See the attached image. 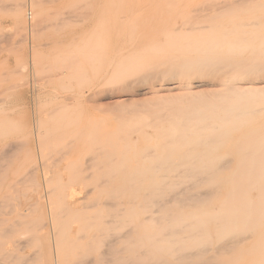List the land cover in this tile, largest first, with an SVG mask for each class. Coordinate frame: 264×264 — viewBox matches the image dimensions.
Returning <instances> with one entry per match:
<instances>
[{"label": "rangeland", "instance_id": "rangeland-1", "mask_svg": "<svg viewBox=\"0 0 264 264\" xmlns=\"http://www.w3.org/2000/svg\"><path fill=\"white\" fill-rule=\"evenodd\" d=\"M263 65L264 0H0V264H264V189L212 218L264 158Z\"/></svg>", "mask_w": 264, "mask_h": 264}, {"label": "bare ground", "instance_id": "bare-ground-1", "mask_svg": "<svg viewBox=\"0 0 264 264\" xmlns=\"http://www.w3.org/2000/svg\"><path fill=\"white\" fill-rule=\"evenodd\" d=\"M242 45V44H241ZM212 46V45H211ZM214 46V45H213ZM244 46V45H243ZM246 46V45H245ZM229 47V46H228ZM231 47V46H230ZM238 47V46H237ZM232 48V47H231ZM241 48V47H240ZM231 50V49H230ZM238 50V49H237ZM228 51V50H227ZM230 52V51H229ZM236 53V52H235ZM231 54V53H230ZM234 55H236V54H234ZM237 56V55H236ZM203 61V60H202ZM233 64H234V62H232ZM235 64H236V62H235ZM234 64V65H235ZM204 65H207V64H204ZM253 65H254V63H253ZM257 65V64H256ZM239 67V66H238ZM252 67H254V66H252ZM248 68H249V66H248ZM251 68V67H250ZM256 68V67H255ZM263 68H264V65H263ZM258 70V69H257ZM177 72V71H176ZM241 72V71H240ZM255 72V71H254ZM179 73V72H178ZM263 82V81H262ZM246 83V82H245ZM244 83V84H245ZM257 84V83H256ZM263 84V83H262ZM239 85V84H238ZM254 86H255V84H253ZM247 86V85H246ZM243 87H244V85H243ZM251 87V86H250ZM257 87V85L255 86V88ZM192 88V87H191ZM234 88V87H233ZM248 88V87H247ZM232 89V88H231ZM233 90V89H232ZM191 91V90H190ZM193 91V90H192ZM238 103V102H237ZM264 103V102H263ZM228 105V104H227ZM215 106H216V104H215ZM219 106V105H218ZM221 109V108H220ZM228 110V109H227ZM224 111V110H223ZM262 111V110H261ZM225 115H227V114H225ZM228 115H229V113H228ZM219 116V115H218ZM231 116V115H230ZM252 116H253V114H252ZM226 117V116H225ZM220 118V117H219ZM233 118V117H232ZM225 120V119H224ZM236 120V119H235ZM238 120V119H237ZM240 125V124H239ZM177 129H179V128H177ZM203 129H204V127H203ZM180 131V130H179ZM215 131V130H214ZM217 132V131H216ZM220 135V134H219ZM222 136V135H221ZM181 137V136H180ZM226 139V138H225ZM223 140V139H222ZM228 144V143H227ZM242 151V150H241ZM250 151V150H249ZM256 151V150H255ZM235 159V158H234ZM264 158H252V159H246V161H248V162H253V164L251 165H248V164H244V165H240V166H238L237 167V169L239 170L238 171V173H236L235 175H234V177H233V184H234V186L237 188V192H239V193H237L236 195H235V197H233L232 198V195H224L223 196V204L225 205V207H224V210L222 211V213L220 214V215H218V216H214V215H212V218H214L216 221V226H217V231H218V236H219V238L221 239V240H225V239H223V238H225L226 236V234H228V232H230L231 230H230V226H231V222H232V218H234L235 217V215H234V207H233V205H232V200L233 199H237V198H246L247 196H246V194H248L250 191H252L253 190V192H254V189L255 188H257L258 186H260L262 189H264V180H260L259 179V174H260V171L262 170V169H264V160H263ZM239 160V159H238ZM228 165V164H227ZM226 165V167H228ZM159 166V165H158ZM130 167V166H129ZM220 167V166H219ZM225 167V168H226ZM222 168H223V165H222ZM220 169V168H219ZM135 174V173H134ZM110 175H112V174H110ZM137 175V174H136ZM209 175H211V174H209ZM102 176V175H101ZM107 176V175H106ZM109 176V175H108ZM178 176H180V175H178ZM188 176V175H187ZM204 176H205V174H204ZM112 177V176H111ZM114 177V176H113ZM112 177V178H113ZM181 178H182V176H180ZM205 177H207V175L205 176ZM88 178V177H87ZM106 178H108V177H106ZM176 178H177V176H176ZM175 178V179H176ZM186 178H189V177H186ZM76 179H78V178H76ZM111 179V178H110ZM130 179V178H129ZM142 179H144V177L142 178ZM190 179V178H189ZM191 179H192V176H191ZM263 179V178H262ZM100 180H105V178L104 179H100L99 178V181ZM181 180V179H180ZM77 182L79 181V180H76ZM193 181V180H192ZM196 181H198V180H196ZM76 182V183H77ZM81 181H79V183H78V185H76V186H74V188L73 187H71L70 189H72L71 190V193H70V195H71V197H74L77 193H82V188L81 187H79V186H81L82 185V183H80ZM107 182V184H108V181H106ZM199 182V181H198ZM197 182V183H198ZM201 182V181H200ZM203 182V181H202ZM217 182V181H216ZM103 183V182H102ZM117 183V182H116ZM131 183H133V181L131 182ZM194 183V182H193ZM219 183V182H218ZM100 184V183H99ZM107 184H105V182H104V185L106 186ZM195 184V183H194ZM202 184V183H201ZM204 184V183H203ZM159 185H161V186H167V187H169V185H170V183H167V184H163L162 182H160L159 183ZM78 186V187H77ZM171 186V185H170ZM190 186V185H189ZM188 186V187H189ZM195 186V185H194ZM130 187H131V185H130ZM135 187V186H134ZM259 187V188H260ZM88 188V187H87ZM195 188H198V187H195ZM234 188V187H233ZM228 191V190H227ZM85 192V191H84ZM88 192H89V190H88ZM207 192V191H206ZM243 193H245V194H243ZM206 194V193H205ZM200 195H203V194H200ZM158 196V195H157ZM207 196V195H206ZM258 196V195H257ZM71 197H69V198H71ZM79 197H81V196H79ZM201 197V196H200ZM203 197V196H202ZM261 197V196H260ZM77 198V197H76ZM199 198V197H198ZM155 199V198H154ZM153 199V200H154ZM207 200V199H206ZM205 200V201H206ZM73 201V200H72ZM200 201V200H199ZM77 202V201H76ZM262 200H259V201H257L256 202V204L254 205V207L255 208H259V209H261L262 207H263V204H262ZM127 203V202H126ZM80 204V203H79ZM248 204V202L245 200V201H243V202H241L240 204H238V206H236V209L238 210V217L239 218H242L243 216H242V211H245L246 210V208H247V205ZM105 205V204H104ZM107 205V204H106ZM116 205V204H115ZM89 206V205H88ZM111 206H113L112 204H111ZM90 207V206H89ZM163 207V206H162ZM106 208V207H105ZM110 208H112V207H110ZM117 208V207H116ZM161 208V207H160ZM264 208V207H263ZM119 211H122V210H120L119 209ZM155 211V210H154ZM176 212V211H175ZM118 213V212H117ZM119 215V214H118ZM135 215V214H134ZM255 215H258V213H256ZM116 216V215H115ZM114 217V216H113ZM118 217V216H117ZM148 217V216H147ZM150 218V217H149ZM187 218H188V216H187ZM177 219V218H176ZM111 220V219H110ZM115 220V219H114ZM109 221V220H108ZM149 221V220H148ZM166 221H169V220H166ZM114 222V221H113ZM174 222V221H173ZM176 222V221H175ZM250 223V222H249ZM106 224L108 225V224H110L111 225V223H109V222H106ZM115 224V223H114ZM168 224V223H167ZM106 225V226H107ZM117 225H119L118 223H117ZM186 225V224H185ZM113 226V225H112ZM158 226V225H157ZM128 227V226H127ZM132 227V226H131ZM161 227V226H160ZM169 228V227H168ZM168 228H166L167 230H168ZM204 228V227H203ZM129 229V228H128ZM133 229V228H132ZM155 229H156V227H155ZM166 229H164V231L166 230ZM170 230V229H169ZM163 231V230H162ZM176 231V230H175ZM173 232V231H172ZM146 233V232H145ZM160 233V232H159ZM163 233H165V232H163ZM181 233V232H180ZM125 234H127L126 232H125ZM125 234H124V237H125ZM131 234V233H130ZM166 234H169V233H166ZM166 234H163V235H165L166 236ZM177 234V233H176ZM158 235V234H157ZM160 235H161V233H160ZM234 235V234H233ZM146 236H148V235H146ZM171 236V235H170ZM194 237V236H193ZM193 237H190V238H188V240L189 239H192V242L190 243V245H187V247H191V249L192 248H198L199 250L201 249V250H203V247L205 246V245H207L208 243H210L211 242V238H209V237H207V235H198L196 238H195V240L193 241ZM127 238V237H126ZM144 238V237H143ZM235 238V237H234ZM161 239H162V237H161ZM233 239V238H232ZM238 239H240L239 237H238ZM247 239V238H246ZM120 240H121V237H117L116 238V240H115V244L116 243H119L120 242ZM169 240V239H168ZM242 239H240V241H241ZM245 240V239H244ZM48 241V240H47ZM135 241V240H134ZM156 241H157V243H155V245H157V244H159V240H158V238H156ZM170 241H172V240H170ZM230 241H231V238H230ZM112 242V241H111ZM133 242V241H132ZM175 242V241H174ZM225 242V241H224ZM108 243V242H107ZM170 243V242H169ZM162 244H163V242H162ZM242 244V243H241ZM171 245H174V244H171ZM127 246V245H126ZM152 246V245H151ZM175 246V245H174ZM179 246V245H178ZM177 246V247H178ZM186 246V245H185ZM209 247V246H208ZM228 247V246H227ZM227 247H226V249H227ZM231 248L233 247V246H230ZM230 247H229V249H230ZM249 247V246H248ZM137 248V247H136ZM141 248V247H140ZM151 248V247H150ZM163 247H161L160 249H162ZM183 248H185V247H183ZM224 248V247H223ZM234 248V247H233ZM22 249V248H21ZM159 249V250H160ZM181 249V248H180ZM189 249V248H188ZM187 249V250H188ZM109 250V249H108ZM155 250V249H154ZM163 250H165V249H163ZM224 250H225V248H224ZM122 251V250H121ZM157 251V250H156ZM161 251V250H160ZM206 251H207V249H206ZM110 252V251H109ZM144 252V251H143ZM174 252H175V250H174ZM202 252V251H201ZM201 252H199V254L201 253ZM219 253H221V251H218ZM225 252H227V251H225ZM224 252V253H225ZM118 253H120V252H118ZM136 253V252H135ZM173 253V252H172ZM190 253V252H189ZM194 253V252H193ZM152 254V253H151ZM178 254V253H177ZM242 254H243V252H242ZM103 255V254H102ZM153 255V254H152ZM197 255V254H196ZM195 255V256H196ZM228 255V254H227ZM241 255V254H240ZM107 256V255H106ZM105 256V257H106ZM146 256V255H145ZM147 256H149V255H147ZM198 256V255H197ZM150 257H152V256H150ZM169 257H170V255H169ZM136 258V257H135ZM138 259H139V257H137ZM129 259V258H128ZM144 259V258H143ZM156 259V258H155ZM186 259V258H185ZM207 259H209V258H207ZM152 260V259H151ZM158 260V259H157ZM162 260V259H161ZM147 261V260H146ZM154 261V260H153ZM185 261V260H184ZM189 261V260H188ZM27 262V261H26ZM92 262V261H91ZM137 262V261H136ZM159 262V261H158ZM192 262V261H191ZM111 263V262H110ZM109 263V264H110ZM180 263H181V261H180ZM179 263V264H180ZM249 263V262H248ZM134 264V263H133ZM187 264V263H186ZM191 264V263H190ZM222 264H232V261H230V262H225V263H222Z\"/></svg>", "mask_w": 264, "mask_h": 264}]
</instances>
